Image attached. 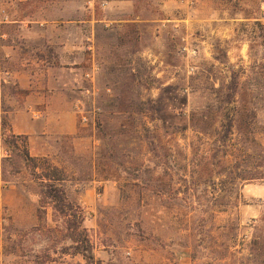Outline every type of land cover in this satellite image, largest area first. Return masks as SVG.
<instances>
[{
  "label": "rangeland",
  "instance_id": "obj_1",
  "mask_svg": "<svg viewBox=\"0 0 264 264\" xmlns=\"http://www.w3.org/2000/svg\"><path fill=\"white\" fill-rule=\"evenodd\" d=\"M263 10L0 0V264H264ZM24 142L65 172L93 263L39 214Z\"/></svg>",
  "mask_w": 264,
  "mask_h": 264
},
{
  "label": "trees",
  "instance_id": "obj_2",
  "mask_svg": "<svg viewBox=\"0 0 264 264\" xmlns=\"http://www.w3.org/2000/svg\"><path fill=\"white\" fill-rule=\"evenodd\" d=\"M235 99V98H234ZM238 121L237 116L229 118L227 124L223 125L222 140L226 144L232 136H237L242 140L243 132L238 131L237 135L234 129ZM224 145L223 147H225ZM24 157L27 168L36 181L39 182L42 190L39 202V214H47L48 208L53 211V222L59 227V236L64 241L69 240L72 245L64 248L68 251L70 248L74 250L75 256L83 257L87 262L93 263L95 255L91 243V237L88 229L85 226L86 213L85 210L78 204L69 200L63 183L66 181L65 172L52 164L47 158L32 157L28 148L27 142H24ZM245 148V143H241V150ZM256 148H262L257 145ZM258 179H263V176H254ZM256 178V179H257ZM59 264H69L67 262H59Z\"/></svg>",
  "mask_w": 264,
  "mask_h": 264
},
{
  "label": "crops",
  "instance_id": "obj_3",
  "mask_svg": "<svg viewBox=\"0 0 264 264\" xmlns=\"http://www.w3.org/2000/svg\"><path fill=\"white\" fill-rule=\"evenodd\" d=\"M64 94H63V96L59 95V102L61 100L63 101V102H61L63 105L61 103H59V131L61 130L63 133H67L68 131H66L65 124L63 123V121L65 119L64 109H65V107H67V106H65L66 103H65V96H64ZM73 131H74V128H73V130H71V133Z\"/></svg>",
  "mask_w": 264,
  "mask_h": 264
},
{
  "label": "built area",
  "instance_id": "obj_4",
  "mask_svg": "<svg viewBox=\"0 0 264 264\" xmlns=\"http://www.w3.org/2000/svg\"><path fill=\"white\" fill-rule=\"evenodd\" d=\"M263 17H264V10H263ZM84 121H86V118H84Z\"/></svg>",
  "mask_w": 264,
  "mask_h": 264
}]
</instances>
